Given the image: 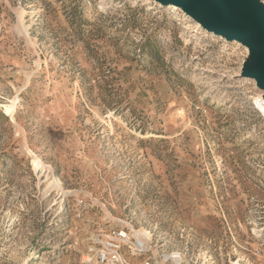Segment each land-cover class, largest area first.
<instances>
[{"label":"rangeland","instance_id":"1","mask_svg":"<svg viewBox=\"0 0 264 264\" xmlns=\"http://www.w3.org/2000/svg\"><path fill=\"white\" fill-rule=\"evenodd\" d=\"M250 60L159 0H0V264H82L118 230L150 245L132 264H264Z\"/></svg>","mask_w":264,"mask_h":264},{"label":"water","instance_id":"2","mask_svg":"<svg viewBox=\"0 0 264 264\" xmlns=\"http://www.w3.org/2000/svg\"><path fill=\"white\" fill-rule=\"evenodd\" d=\"M186 6L209 31L251 50L245 75L264 89V9L256 0H161Z\"/></svg>","mask_w":264,"mask_h":264},{"label":"built area","instance_id":"3","mask_svg":"<svg viewBox=\"0 0 264 264\" xmlns=\"http://www.w3.org/2000/svg\"><path fill=\"white\" fill-rule=\"evenodd\" d=\"M149 243L133 231L118 230L106 236L98 247L85 257L82 264H132L128 259L149 254ZM129 255V256H127ZM182 264V256L178 251L162 258H147L137 264Z\"/></svg>","mask_w":264,"mask_h":264},{"label":"bare ground","instance_id":"4","mask_svg":"<svg viewBox=\"0 0 264 264\" xmlns=\"http://www.w3.org/2000/svg\"><path fill=\"white\" fill-rule=\"evenodd\" d=\"M160 1V3H162V4H165L163 1H161V0H159ZM166 4H168V5H175V6H178V5H176V4H173V3H166ZM180 7H182V8H185L186 9V6H180ZM201 23V22H200ZM227 39V38H226ZM231 41H235V40H231ZM242 44V43H241ZM249 49V48H248ZM250 50V49H249ZM251 51V50H250ZM257 104L259 105V108H260V110H261V112L264 114V97H261V100H259V101H257Z\"/></svg>","mask_w":264,"mask_h":264}]
</instances>
